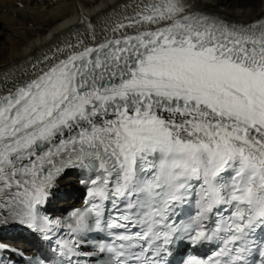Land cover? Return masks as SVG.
<instances>
[{"label":"snow or ice","instance_id":"snow-or-ice-1","mask_svg":"<svg viewBox=\"0 0 264 264\" xmlns=\"http://www.w3.org/2000/svg\"><path fill=\"white\" fill-rule=\"evenodd\" d=\"M121 7L0 71V264H264V11Z\"/></svg>","mask_w":264,"mask_h":264},{"label":"bare ground","instance_id":"bare-ground-1","mask_svg":"<svg viewBox=\"0 0 264 264\" xmlns=\"http://www.w3.org/2000/svg\"><path fill=\"white\" fill-rule=\"evenodd\" d=\"M139 0H0V71L24 65L52 51L74 34L86 32L82 17L89 18L97 31L110 25L123 14H129ZM211 9L232 20L247 21L264 10V0H206ZM18 5H23L18 7ZM77 186L72 177L61 181L60 195L50 206L68 205ZM12 244L28 243V239L12 229L0 234Z\"/></svg>","mask_w":264,"mask_h":264},{"label":"rangeland","instance_id":"rangeland-1","mask_svg":"<svg viewBox=\"0 0 264 264\" xmlns=\"http://www.w3.org/2000/svg\"><path fill=\"white\" fill-rule=\"evenodd\" d=\"M78 192H79V191H78ZM78 192H77V193H78Z\"/></svg>","mask_w":264,"mask_h":264}]
</instances>
